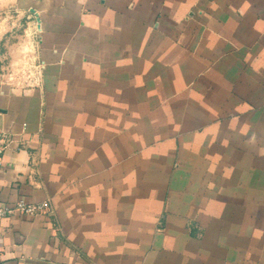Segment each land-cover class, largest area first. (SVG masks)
<instances>
[{
    "label": "crops",
    "instance_id": "obj_1",
    "mask_svg": "<svg viewBox=\"0 0 264 264\" xmlns=\"http://www.w3.org/2000/svg\"><path fill=\"white\" fill-rule=\"evenodd\" d=\"M35 33L0 81V264H264V0H0ZM2 23V24H1Z\"/></svg>",
    "mask_w": 264,
    "mask_h": 264
},
{
    "label": "rangeland",
    "instance_id": "obj_2",
    "mask_svg": "<svg viewBox=\"0 0 264 264\" xmlns=\"http://www.w3.org/2000/svg\"><path fill=\"white\" fill-rule=\"evenodd\" d=\"M2 24V23H1ZM35 33L22 19L8 20L0 27V81L10 84L34 82L37 71Z\"/></svg>",
    "mask_w": 264,
    "mask_h": 264
},
{
    "label": "built area",
    "instance_id": "obj_3",
    "mask_svg": "<svg viewBox=\"0 0 264 264\" xmlns=\"http://www.w3.org/2000/svg\"><path fill=\"white\" fill-rule=\"evenodd\" d=\"M12 144L11 137L1 136L0 137V167L2 166V155L3 153L10 148ZM49 205L47 202L37 203V204H29L24 200H19L14 207H4L0 206V219L11 215H27V216H35L44 214L47 212Z\"/></svg>",
    "mask_w": 264,
    "mask_h": 264
}]
</instances>
